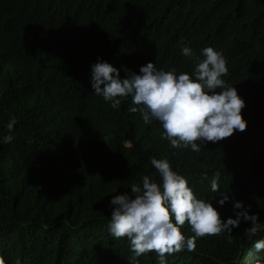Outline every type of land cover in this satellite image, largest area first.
I'll return each mask as SVG.
<instances>
[{"label": "trees", "instance_id": "1", "mask_svg": "<svg viewBox=\"0 0 264 264\" xmlns=\"http://www.w3.org/2000/svg\"><path fill=\"white\" fill-rule=\"evenodd\" d=\"M182 46L221 52L222 78L245 101V130L199 151L172 148L158 121L129 111L139 107L131 96L114 109L90 85L98 58L121 78L150 61L191 76L195 62ZM4 135L12 136L0 144L4 264H157L155 252L135 257L126 237L108 232L112 196L134 195L144 175L161 182L150 157L167 159L222 219L241 200L264 222V0H0ZM217 172L230 197L223 206L210 191ZM247 226L196 238L194 251L166 254V264H264L252 247L264 232L249 240ZM181 231L194 235L187 221Z\"/></svg>", "mask_w": 264, "mask_h": 264}, {"label": "clouds", "instance_id": "2", "mask_svg": "<svg viewBox=\"0 0 264 264\" xmlns=\"http://www.w3.org/2000/svg\"><path fill=\"white\" fill-rule=\"evenodd\" d=\"M180 51L195 62L191 76L177 74L175 70H157L150 61L140 66L138 73L125 69L127 75L121 78L120 69L98 58L91 65L93 94L110 101L114 109L121 103L117 97L131 96L132 104L139 107L129 111H139L146 124L158 121L163 129L162 139H167L174 149L187 147L199 151L204 141L215 143L234 131L245 130L247 121L241 112L245 101L222 78L228 73L223 54L212 47L202 48L200 55L188 46H182ZM15 123V118L9 120V132ZM11 140V135H4L0 144ZM149 161L161 182L144 175L139 185L130 186L134 195L117 194L109 202L114 207L108 232L114 239L126 237L135 257L152 251L157 255V264H166V254L194 251L196 238L231 234L241 222H248L244 235L249 240L264 232V222L257 213H250L251 205L234 200V216L222 219L211 200L197 198L188 180L174 171L167 159L150 157ZM219 178L218 172L213 175L210 191L219 197L216 204L223 206L230 197L220 190ZM185 221L193 236L185 237L182 233ZM252 247L258 253L264 251V238L252 241ZM0 264H4L2 259Z\"/></svg>", "mask_w": 264, "mask_h": 264}]
</instances>
